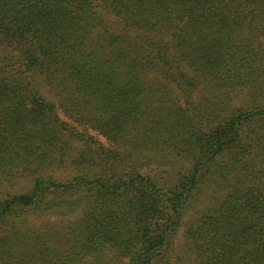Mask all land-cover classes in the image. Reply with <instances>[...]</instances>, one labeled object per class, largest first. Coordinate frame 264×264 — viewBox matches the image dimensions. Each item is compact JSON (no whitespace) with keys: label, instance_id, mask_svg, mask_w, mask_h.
I'll use <instances>...</instances> for the list:
<instances>
[{"label":"trees","instance_id":"1","mask_svg":"<svg viewBox=\"0 0 264 264\" xmlns=\"http://www.w3.org/2000/svg\"><path fill=\"white\" fill-rule=\"evenodd\" d=\"M263 99L264 0H0V264H264Z\"/></svg>","mask_w":264,"mask_h":264},{"label":"rangeland","instance_id":"2","mask_svg":"<svg viewBox=\"0 0 264 264\" xmlns=\"http://www.w3.org/2000/svg\"><path fill=\"white\" fill-rule=\"evenodd\" d=\"M233 96V102L236 103V105H249V104H253L254 101L251 100V95L248 96L246 93H237V92H234V94H231ZM251 97V98H250ZM264 101V99H263ZM245 103V104H243ZM248 103V104H246ZM152 160H151V163L150 164H146V166H144V170L145 171H149L150 173H154L157 168H163L164 166H167L168 164L171 163V158H163V157H159L157 155H152ZM172 164V163H171ZM174 165L176 166L177 163H174ZM203 200L207 201V198L206 197H203ZM199 211H201V209H198ZM201 214H199L197 211H193L192 212V216L190 217V219L192 220V223L197 221V217H199ZM52 218L53 220H56V219H62L64 221H66L67 219H69V217H58V218H55V217H50ZM185 237V235H181L179 237V240H178V243H180V241L183 240V238Z\"/></svg>","mask_w":264,"mask_h":264}]
</instances>
